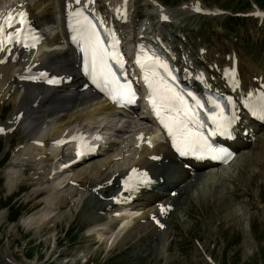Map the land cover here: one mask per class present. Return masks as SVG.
I'll use <instances>...</instances> for the list:
<instances>
[{
  "label": "bare ground",
  "instance_id": "bare-ground-1",
  "mask_svg": "<svg viewBox=\"0 0 264 264\" xmlns=\"http://www.w3.org/2000/svg\"><path fill=\"white\" fill-rule=\"evenodd\" d=\"M17 1H21L28 8L32 21L44 30L45 43L38 47L34 53L29 51L22 54L21 56L26 58V60L18 58L16 61H8L0 65V121L4 114L5 104L12 105V111H10L8 118L1 121V123L3 126L15 124V129L20 131L21 136V139L18 141V144L21 145L15 153V162L10 165L5 182L9 188L8 191H11L14 190L13 188L20 181L28 179L32 186L26 192V196H33L34 198L37 197L36 191L43 186L48 188V192L42 196L46 200V203H44L45 208L36 207L27 214H21L16 222L9 223V229L12 232H16V224H19V222L27 227H32L33 230L39 229L41 225L43 226L44 222L52 218L53 221L51 223L55 225L64 213V209L62 208L66 204V198L72 195L81 200V207H83L85 202H89L87 205L90 207V211L87 214L91 215V217L88 218L95 219L96 210L98 209H101L103 214L107 215L110 211L109 200L107 198L97 199L90 191H86L85 188L89 189L94 185L102 184V187L98 188V191L104 196L109 195L110 189L114 187L118 175L123 171L122 166L133 163L147 167L155 179H158V176H162L163 180L161 182L156 180V183L151 185L149 189L139 190L136 199L130 205V207L136 208L137 212H128L129 214L136 212L138 215L132 221H128L129 216H122L115 235L117 239H114L115 241L113 242L120 245L126 241L133 244L143 241L150 236L156 239L158 228L146 221V215L153 207L155 201L166 200L173 203L174 206L180 202L179 183L186 178L188 170L181 168V174L173 182H168L166 180V171L156 169L154 167L155 162L148 160L146 156L152 151L161 153L163 157H171L180 166L173 155L167 149L164 150V145L160 142H154L152 148L147 147L142 142L138 146H133V142L128 141V133H125L116 138L109 139L103 149L74 167L71 172L62 171L50 175L49 168L46 167L48 163L52 162L50 158L58 155L63 156L65 151H57L47 147V141L58 136L68 125L76 121L88 124L102 119L106 124L104 118L112 120L115 117V109L104 100L98 98V96L90 93L88 89L79 90L77 88L78 76L74 66V62L76 61L75 55L70 47L60 43L63 33L60 7L64 0ZM197 1L199 2V0H189L188 2ZM254 8L258 7L255 6ZM176 10L182 12L183 8ZM172 11L169 10L170 13ZM208 57L209 59H217L212 54L208 55ZM30 58V63L36 61L39 67L46 66L55 71L71 74L72 78L70 82L63 88H46L41 84L26 83L18 80V73L21 70L20 65L29 62ZM241 73L243 85L250 84L251 81L248 75H246V68L244 66H241ZM20 110L22 113L20 119L17 120V112ZM13 114L14 116H12ZM139 118H144V115H141ZM110 124L107 123L106 125ZM127 127V124L122 125V129H126V131L129 130ZM0 128H2L1 124ZM5 135L7 137V144H9V131H6ZM35 138L41 139L42 145L32 142ZM250 155V151L248 150H243L238 154V157H245L242 159V163L247 164L248 169L251 167V164L246 159L249 160ZM36 159L37 162H35ZM21 160H28V164L30 165L34 163V167L30 169L31 173H24L23 170L26 168L27 162H21ZM233 163L227 166L198 170L190 180L195 181V183L192 184L188 181L183 188L189 190V194L193 198L198 196L205 197L206 195L207 198H215L218 202H221L219 198L223 196V193H214L215 189L211 185L215 181H218L219 176L228 175L229 173L234 174ZM254 170V167H252V172ZM110 175H113V179L107 185L105 183ZM69 179L75 180L77 183L72 184L68 182ZM173 188L177 192L175 195L170 196L168 192ZM174 206L172 209H174ZM235 206L232 210H229L234 215L233 217L242 220L244 227H246L247 219L250 217L249 210L246 209L245 204ZM4 216L5 212L1 213L0 219ZM110 221V217L103 222L99 220L94 221L88 227L91 228V236L95 241H99L103 236L102 229H99L102 225L99 224L108 225ZM164 230L167 232L166 227H164ZM101 243L102 240L99 244ZM8 246L15 248L16 239H8ZM92 250L91 244H85L82 248L75 249L74 253L76 255L82 254L83 257H86L89 256ZM0 253L6 257L12 256L4 250H0ZM28 264L33 263L29 261Z\"/></svg>",
  "mask_w": 264,
  "mask_h": 264
},
{
  "label": "rangeland",
  "instance_id": "rangeland-1",
  "mask_svg": "<svg viewBox=\"0 0 264 264\" xmlns=\"http://www.w3.org/2000/svg\"><path fill=\"white\" fill-rule=\"evenodd\" d=\"M160 1L172 9L189 0ZM200 1L208 6L227 9L217 15L253 10L255 5L264 7V0ZM175 16L185 20L189 14L176 13ZM243 17H247L243 23L246 30L264 28L262 24H254L249 16ZM4 109L6 119L12 105L5 104ZM12 136L9 145L7 139H0V212L5 207L8 209L6 217L0 219V249L10 253L12 258L21 260L22 264L27 260L34 264H264V136L259 138L249 160L246 159L251 164L249 169L247 164L238 160L234 168L238 170L236 177L221 180L220 186L223 185L224 192L218 189V184L212 186L214 193H223L219 198L222 203L206 195L193 198L189 190L185 189L187 193L181 197L182 210L171 214L170 226H165L168 227L167 235L162 232L158 234L161 237L158 239L149 237L133 244L126 241L120 245L112 240L117 232L116 227L103 233L101 244L88 234V226L94 219L88 218L91 215L87 214V205L80 207L74 197L68 199V204L62 208L65 211L55 225L51 223L52 218L39 229L19 225L16 234L11 233L10 220H16L20 213L30 212L40 203V200L33 202L35 198L31 196L25 198L26 191L31 187L29 183L19 185V191L7 194L5 173L9 171L14 158L18 133ZM41 192L39 197L45 195L48 189ZM242 204H245L250 215L246 227L242 220L231 213L235 205ZM10 236L16 239L15 248L8 246ZM84 243L91 244L93 250L86 257L76 255L74 250L82 248ZM0 264L8 262L0 256Z\"/></svg>",
  "mask_w": 264,
  "mask_h": 264
},
{
  "label": "snow or ice",
  "instance_id": "snow-or-ice-1",
  "mask_svg": "<svg viewBox=\"0 0 264 264\" xmlns=\"http://www.w3.org/2000/svg\"><path fill=\"white\" fill-rule=\"evenodd\" d=\"M77 3L80 2V0H76ZM89 2H93V0H89ZM13 16L11 14V12L8 13V15L5 17V19L3 20L2 23H0V33L4 32L5 30V26L7 27H12V21H13ZM99 42V38L97 37V43ZM2 50V49H0ZM95 62H96V57L95 55L93 56V65L95 66ZM101 62L103 63V59L101 58ZM162 67H165V69H167L166 65H162ZM110 74V73H109ZM147 76L145 77V80L147 81ZM151 87V85H149ZM134 93H131V96L134 98ZM190 95V94H189ZM195 99V98H194ZM129 102H131V100H129ZM154 103V102H153ZM197 103H199V101H197ZM155 106V103H154ZM187 111V110H186ZM162 123H164L163 121H161ZM165 127L168 128V125L165 124ZM0 131H3L2 129H0ZM169 134L171 135V128H169ZM202 142H204V137L199 134V133H193L188 129H184V131L181 134V142L180 144L177 145L178 150H182V148H192L194 145L197 144H201ZM182 154L183 151H182Z\"/></svg>",
  "mask_w": 264,
  "mask_h": 264
}]
</instances>
